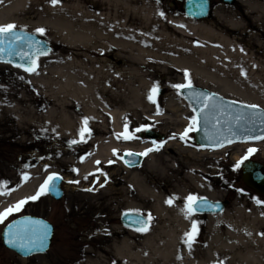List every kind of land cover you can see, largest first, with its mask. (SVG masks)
I'll list each match as a JSON object with an SVG mask.
<instances>
[{"label":"rangeland","instance_id":"1","mask_svg":"<svg viewBox=\"0 0 264 264\" xmlns=\"http://www.w3.org/2000/svg\"><path fill=\"white\" fill-rule=\"evenodd\" d=\"M73 1L87 5L93 0H64L54 7L61 8L63 13H66L68 9L71 8L72 10L69 3ZM134 1L138 5L144 2L154 3L162 12V18L166 17L164 23L161 24L171 25L169 27L171 32L175 30L168 18L175 21L183 19L204 24L215 30H225L226 26L231 27L234 38H243L241 34L251 29L256 30V33L261 30L259 21L252 18L255 16L256 10L249 8L247 4L248 2L260 3L264 0H238L231 6H225L219 4L218 0H212L215 3L211 12L212 16L210 15L209 19L202 21H193L184 16L182 12L183 0ZM3 2L4 0H0V6ZM36 10H42L41 18H44L45 11L42 4L28 3L13 12L17 18V24L13 25L17 26L16 29H23L49 39L52 52L36 60L35 72H28L12 65L0 63V192L3 193L0 194V207L14 191L21 189L27 182H34L36 186L33 194L28 197L35 195L45 178L50 174L62 178L64 195L59 201L53 200L48 194L42 195L35 201L28 200L18 212L13 211L3 223H0V264H115L117 261L114 255L116 247L113 242L120 241L122 239L121 234L130 235L138 244L144 238L145 233L159 227L160 223L165 221L158 214L159 204L155 200L146 202L147 198L140 196L141 208L135 213L146 216L150 220V227L144 231L133 232L122 227L119 217L123 212L129 211L122 206L118 207L121 204L119 191L123 186V184H119V181L128 177V172L125 170L133 171L136 174L144 172L145 175L142 174L143 176L155 179V184L149 185L148 189L160 198H174L171 205L168 204L170 209H176L180 206L184 209L186 197L189 195L207 198L193 191L183 193L182 196H173L171 192L177 184L172 182L169 183L171 187H164L168 183L169 176L160 169L164 163L169 168L177 170L182 177H186L188 172L202 173L200 177L205 176L206 190L214 193L211 200L228 202L225 211L219 215L192 214L197 225V229L193 233L194 240L188 246L183 242L176 246L178 256L181 254L179 258L185 260L186 251L191 254L195 250L205 251L208 248L207 240L215 238L216 234L224 238L228 235L235 242L236 237L243 238L249 230L262 227L259 226L262 224L263 230L257 236L256 245L250 243L251 251L248 252V261L242 258L241 262L238 259L235 264H264V197L253 193L243 185L240 180V166L236 167L238 162L246 160L243 159L245 156L248 157V160L264 164V140L256 143H238L216 151L205 150L197 146L192 140L194 130L189 131L185 139L181 140V134L189 127V123L195 114L191 106L181 97L180 89L177 90L173 85L190 83L191 86L205 87L191 81L190 72L187 68L179 69L172 66L170 61L152 53L146 57L143 63H140L132 60L127 52L103 53L98 49L73 45L74 43H69L70 36L58 35L53 30L41 35L36 32L39 24L36 12H34ZM32 12L34 13L30 14ZM101 12L102 9H98V13ZM230 17L241 20L242 25L228 26L232 25L228 23ZM181 26L184 28V25ZM179 37L192 42L195 40L191 36ZM247 40L250 41V43L248 41V46L251 47L247 48L259 49L254 38L248 37ZM101 43L100 40H96V45L100 46ZM261 50L258 55L263 56L264 59V46ZM107 61L116 79L121 77L120 71L122 70L128 68L141 70L149 85V89H145V95L149 96L153 86L157 88L156 93L153 94L155 103L152 102L150 106H147L140 101L136 102L134 98L138 114L126 113L128 134L132 135L133 138L124 139L121 136L119 139L120 148L116 150L113 157L107 160L106 165L99 169L97 175L91 177L87 175L85 176L87 179L84 177L79 183L70 184L68 181H75V173L69 171L71 168V164H68L69 160L75 158L73 155L76 152L75 149L83 147L86 149V143L72 146L68 138L55 133L49 127H41L31 122L19 125L15 118V110L34 113L39 120L47 119V116L55 118L59 110L58 98L64 95L68 99L64 103L67 106L65 110L71 116L81 115V105L73 101L68 95L62 94L64 82L68 80L69 76H72L76 86H82L87 81L96 82L100 86H103V83L109 84L111 81L104 80L103 77V70L106 68ZM79 65L82 66V69L79 68ZM185 72L188 74L187 80L185 79ZM262 74L264 81V72ZM137 82L139 81L134 83V88L138 87ZM240 88L245 93L250 92L249 89L257 95L246 99H236L230 95L219 94L231 101L245 105H256L264 109V86L262 84L256 82L253 87H249L248 83H244L240 85ZM160 91L162 93L158 94ZM41 92L50 96H43ZM118 95L116 97L113 94H106L103 95V99L109 100L110 103L111 101H119L121 104H115L116 107L123 106L124 108V105L131 101L130 95L122 91ZM158 110L159 114H157ZM98 112L102 114L101 107H98ZM142 115L147 116L144 123L141 122ZM181 116L185 121L182 125L176 122ZM102 120L107 122L108 127L111 126L110 119L105 115ZM98 125H100L99 121L95 123L96 130ZM137 128H140L141 131L136 132L135 129ZM93 129L90 128V134H85L86 139L91 138ZM147 130L157 131L166 136L162 140L151 141L144 137ZM125 144L144 146L145 150L142 153L148 149H155L158 145H162V147L147 152L139 167L128 169L122 162L123 154L127 152L122 149ZM249 149H255V151L249 154ZM82 156L80 155L79 159ZM236 157H240V159L235 160ZM150 165H153L154 169L145 173ZM25 176L27 177L26 180L23 179ZM93 180L96 182L93 193L84 192L85 187ZM79 192L90 195L96 192L97 201L95 203H107L113 199L118 204L113 206L117 208L104 215L99 211L89 210L79 202L80 196H77ZM28 197H22L21 200ZM12 206L14 205L8 204L1 208L0 212H4ZM26 212L42 215L54 225L55 231L51 248L47 253L25 259L15 255L14 252L2 245L1 231L11 220ZM228 216L232 217L229 234L226 223ZM191 230L192 227L188 233ZM224 250L225 246L220 243L217 246L215 256V259L218 260L216 264H230L228 261L222 263V260L225 259ZM173 256V254L169 256L170 262ZM155 260H161V258L156 257ZM191 260L193 258L188 261Z\"/></svg>","mask_w":264,"mask_h":264},{"label":"bare ground","instance_id":"2","mask_svg":"<svg viewBox=\"0 0 264 264\" xmlns=\"http://www.w3.org/2000/svg\"><path fill=\"white\" fill-rule=\"evenodd\" d=\"M62 1L64 0H59V3ZM28 3H40L45 11L44 18H41L42 10L34 11L39 22L37 29L43 28L45 33L53 30L58 35L70 36V44L74 43L73 45L98 49L103 53H110L111 51L127 52L132 60L140 63H143L146 57L152 53L170 61L172 66L179 69L187 68L192 82L201 84L213 92L230 95L236 99L256 97L257 93L251 92L252 90L248 89L250 92H243L240 85L244 83H248L249 87H253L254 83L259 82L264 86L262 74L264 72V59L263 56L258 55L264 46V2H248V7L256 10L255 16L252 18L259 21L261 30L259 33H256L254 29L244 32L241 34L243 38L232 37L231 27L226 26L225 30H215L204 24H197L183 19L175 21L168 18L169 23L172 24L175 30L171 32L169 30L171 25L161 24L164 23L166 17L162 18V12L158 10L154 3L144 2L138 5L134 0H93L87 5L73 1L69 3L72 10L70 8L66 13H63L61 8L52 6L50 0H4L0 6V26L17 24V18L13 12ZM98 9H102V12L98 13ZM228 23L232 24L228 25L232 27L242 25L241 20L232 19L231 17L228 18ZM181 25H184V28ZM176 33L177 35H175ZM178 35L191 36L195 40L194 42L187 41ZM248 37L257 41L258 44L256 45L258 47H256L259 49H249L251 47L248 46ZM96 40L102 42L100 46L96 45ZM79 68L82 69V66L79 65ZM120 73L121 77L116 79L107 61L106 68L103 70V77L104 80L111 81L109 84L103 83V86H100L96 82L87 81L82 86H76L72 76L67 78L68 80L64 82L62 87V94L68 95L73 101L81 105V115L71 116L65 110L67 106L64 103L68 99L64 95L58 98L59 110L55 118L47 116V119L39 120L34 113L15 110V118L19 125L31 122L41 127H49L55 133L68 138L70 142L73 140L80 141L78 132L83 127L82 121L87 119V128L89 130L94 128L91 138L86 139V142L70 144L76 146L77 144L84 145L86 143V149L84 147L75 149L76 152L73 153L75 158H71L68 163L71 164L70 172H74L73 169H76L74 172L75 181L80 182L87 175L88 177L97 175L99 169L106 165L107 160L114 156L113 151L116 152L120 148L117 134L124 131V125L127 123L126 113L138 114L134 98L136 102L140 101L147 106L152 103L145 95V89L148 90L149 85L141 70L128 68L120 71ZM123 76H125L124 80ZM136 81H139L137 82L138 87L134 88ZM121 91L129 94L131 99L129 103L126 101L124 108L123 106L116 107L115 104H121L119 101H111L110 103L109 100L103 99V95L106 94H113L117 97ZM41 94L50 96L44 92H41ZM98 107L102 108V114L98 112ZM104 115L110 119V127H108L106 121L102 120ZM146 115H142V123L147 120ZM97 121L100 122V125L96 130L95 123ZM176 122L181 125L185 123L182 116ZM122 149L133 153H142L145 150L144 146L136 144H125ZM80 155L83 156L79 159ZM239 159L240 157H236L235 160ZM97 161L100 163L97 164ZM153 169L154 166L150 165L145 173ZM160 169L164 174H169L165 188L171 187L169 183L177 184L172 189L173 196H182L183 193L193 191L198 195H204L209 200L214 197V193L206 190L205 176L200 177L202 173L188 172L186 177H182L177 170L169 168L165 163ZM125 171L128 172V177L119 181V184H123L119 191L120 205L113 199L107 203H95L97 201L96 192L93 195L79 192L77 195L80 196L79 202L84 204V207L99 211L103 215L116 210L117 207L113 206L114 204L129 211L137 212L141 208L140 196L147 198L146 202L155 200L159 204L158 214L165 221L160 223L159 227L145 233L144 238L138 244L130 235L121 234L122 239L113 242L116 247L114 255L117 261L115 264H216L218 260L215 259V256L217 246L220 243L225 246V259L222 260V263L228 261L230 264H235L238 259L241 262L242 258L248 261V252L251 251L250 243L256 245L257 236L263 230L262 224H259L262 227L249 230L243 238L236 237L235 242L228 235L224 238L216 234L215 238L207 240L208 248L205 251L195 250L192 254L186 251V259H180L181 254L178 256L176 246L181 242L187 244V246L189 245L185 242L186 233L192 227V222L195 219L192 215L185 218L181 206L176 209L168 208L166 201L169 199L160 198L154 192L149 191L148 187L155 184V179L143 176L145 175L144 172L136 174L133 171ZM95 183V180L91 181L85 189H93ZM35 187L34 182L25 183L21 189L11 194L0 209L8 204L15 205L22 197L33 194ZM83 191L93 193V191ZM92 201L94 202L92 203ZM226 223L227 233L229 234L232 224L231 216H228ZM125 229L131 232L138 231ZM172 254L174 256L170 262L169 256ZM156 257L161 258V260L156 261ZM190 258H193V260L188 261Z\"/></svg>","mask_w":264,"mask_h":264},{"label":"water","instance_id":"3","mask_svg":"<svg viewBox=\"0 0 264 264\" xmlns=\"http://www.w3.org/2000/svg\"><path fill=\"white\" fill-rule=\"evenodd\" d=\"M219 1L226 5H232L235 2V0ZM182 10L187 18L193 20L206 19L210 11V0H184ZM20 30L21 29H15L17 36L20 37L19 40L13 42L5 38L4 43L0 45V47L4 48V52L0 53V63L25 69L31 66L29 59L31 57V59L35 60L36 68V59L51 53L52 46L50 41L26 30H23L21 33ZM37 49H40V51L45 54L33 56V53L36 52ZM21 56H23L24 59H21ZM161 93L160 91L158 94ZM179 93L184 100L190 104L197 117L198 123L194 130L193 141L203 149L215 151L236 143H255L264 140V138H259L264 137L263 108L258 106L256 109L245 108L243 107L245 104L225 99L212 91L196 86L182 88ZM194 93H202L205 97H211L207 103L214 107L205 109V112L208 114L207 122H205L199 112V109L203 107L205 101L194 96ZM241 113L244 114L245 118L237 121L236 116ZM144 137L150 140H157L164 139L165 135L156 131L147 130L144 133ZM123 163L128 168L137 167L142 163V156H128L124 154ZM240 171V179L243 185L258 195L264 196V164L252 160H245L240 165ZM54 183L56 185V191L48 194L54 200H60L64 195L61 189L62 178ZM204 199L208 204L212 205V207L196 210L194 211L195 213L200 215L220 214L225 210L226 204L228 203L224 201H211L207 198ZM119 221L124 227L133 230H145L150 226V222L146 217L133 212L122 213ZM9 225L15 226L13 231L18 234L19 238H22L23 243L27 245L28 248L32 249L31 251L21 249L18 246L13 247L9 244L8 238L4 235V233L8 232ZM45 229L46 238L44 239L43 245L37 243L33 246L30 241H38L42 235H45ZM52 234L53 226L46 220L30 216L18 217L4 227L2 231V241L7 248L14 251L19 256L28 258L33 254L46 252L49 249Z\"/></svg>","mask_w":264,"mask_h":264},{"label":"snow or ice","instance_id":"4","mask_svg":"<svg viewBox=\"0 0 264 264\" xmlns=\"http://www.w3.org/2000/svg\"><path fill=\"white\" fill-rule=\"evenodd\" d=\"M50 3H51L52 6H56L59 3V0H50ZM16 28H17V26L13 25V24H7V25H4V26H0V45H2L4 43L5 38H7L9 41H13V42L20 39V37L17 36V34L15 32ZM20 31L22 33L23 29H21ZM36 32H38L41 35H43L45 30L43 28H38V29H36ZM3 52H4V48L0 47V53H3ZM37 54H45V53L40 51V49H37L36 52L33 53V56H35ZM21 59H24V57L21 56ZM29 59H30L31 66L28 67V68H25L24 70L28 71V72H35V60L31 59V57ZM185 79L186 80L188 79L187 72H185ZM173 87L176 88L177 90H179V89L186 88V87L187 88H191V84L190 83H188V84H177V85H173ZM156 91H157L156 86H153V88L151 89V91L149 93V96H148V99L151 102H153V103H155V100L153 98V94H155ZM193 95L196 96L197 98H201V99H203L205 101V103L203 104V107H201L199 109V112L202 115V117L205 120V122H207L208 114H207V112H205V109L209 108V107H214L213 105H210L209 103H207V101L210 100L211 97H205L202 93H194ZM243 107L251 108V109H256L257 108L256 105H244ZM157 114H159V110H158ZM244 118H245L244 114H242V113L238 114L236 116V120L237 121H240V120H242ZM197 123H198L197 117L193 116L191 121H190V123H189V127L187 129H185L184 133L181 134L180 139L181 140L185 139V137L187 136L189 131L195 130ZM82 125H83V127L78 132V135L80 137V141L73 140V141L69 142L70 144H75V143H78V142H86L85 133H89V129L87 128V119L82 121ZM124 129H125L124 133L117 134V139H120L121 136H123L124 139H132L133 136L128 134L127 123H125ZM135 131L139 132V131H141V129L137 128V129H135ZM173 138H175V137H173ZM259 138H264V137H259ZM159 147H162V145H158L155 149H148L145 153H138V154L125 153V155H128V156H132V155H147V152H151L153 150H158ZM254 151H255V149H249L248 153L251 154ZM113 154L115 155V150L113 151ZM247 158L248 157L245 156L243 159H247ZM242 162L243 161L238 162L236 167L238 168L240 166V163H242ZM96 163L99 164L100 162L97 161ZM110 163H111V161H110ZM73 171L75 172L76 169H73ZM90 175H92V174H90ZM23 179L26 180L27 177L25 176V177H23ZM60 179H61V177H59L57 175H49L45 179L44 183L37 190L35 195H33L31 197H28L25 200L19 201L16 205L7 208L4 212H0V223H3V221L6 219V217L8 215H10L13 211H17L18 212L22 208V206L25 203L28 202V200L35 201V200L39 199L42 195H45V194L50 193V192H55L56 191V185H55L54 182L57 181V180H60ZM85 179H87V177H85ZM68 183H70V184L71 183H79V181H68ZM101 187H103V185H101ZM84 190L85 191H89V192L93 191L92 188H88V189H84ZM0 194H3V193L0 192ZM172 199H174V198H170L169 200L166 201V203L171 205ZM211 207H212V205L208 204L207 201L204 198H197L196 196L189 195L188 197H186L185 206H184V209H182V212L185 215V218H188L196 210H201V209H204V208H211ZM14 227H15L14 225H9L8 232L4 233L5 237L8 238L9 244L11 246H13V247H17L18 246L21 249H25L27 251H31L32 249L28 248L27 245H25L23 243L22 238H19L18 234L13 231ZM196 229H197L196 222L193 221L192 222V230L189 233H186L185 242L189 243V245L194 240L193 233L196 231ZM45 238H46V229H45V235H42L39 238L38 241L37 240H31L30 243L33 246H35L37 243H39L40 245H43Z\"/></svg>","mask_w":264,"mask_h":264},{"label":"flooded vegetation","instance_id":"5","mask_svg":"<svg viewBox=\"0 0 264 264\" xmlns=\"http://www.w3.org/2000/svg\"><path fill=\"white\" fill-rule=\"evenodd\" d=\"M211 6H212V8L215 6V3L211 0ZM24 215H31V216H35V217H42V218H45V217H43L42 215H37V214H34V213H30V212H26V213H24L22 216H24ZM46 219V218H45ZM2 243V242H1ZM3 245V244H2ZM10 251V250H9ZM16 255V254H15ZM18 256V255H17ZM33 256H35V255H33ZM32 257V256H31Z\"/></svg>","mask_w":264,"mask_h":264}]
</instances>
